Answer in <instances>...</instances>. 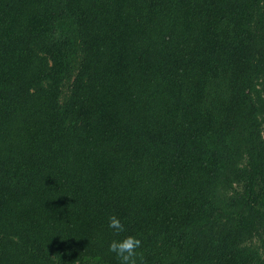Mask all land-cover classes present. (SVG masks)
I'll use <instances>...</instances> for the list:
<instances>
[{"label": "trees", "instance_id": "16d2710c", "mask_svg": "<svg viewBox=\"0 0 264 264\" xmlns=\"http://www.w3.org/2000/svg\"><path fill=\"white\" fill-rule=\"evenodd\" d=\"M127 236L264 264V0H0V264Z\"/></svg>", "mask_w": 264, "mask_h": 264}, {"label": "clouds", "instance_id": "9594fccd", "mask_svg": "<svg viewBox=\"0 0 264 264\" xmlns=\"http://www.w3.org/2000/svg\"><path fill=\"white\" fill-rule=\"evenodd\" d=\"M108 227L114 230L115 235L125 231L123 223L115 215L108 217ZM141 240L127 236L122 240H112L108 245V251L113 253L119 264H144L142 254L138 253Z\"/></svg>", "mask_w": 264, "mask_h": 264}]
</instances>
